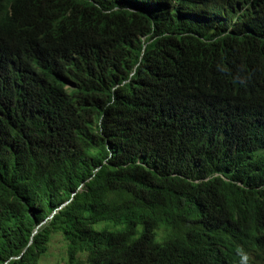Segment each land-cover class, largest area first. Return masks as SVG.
I'll list each match as a JSON object with an SVG mask.
<instances>
[{
	"label": "trees",
	"instance_id": "16d2710c",
	"mask_svg": "<svg viewBox=\"0 0 264 264\" xmlns=\"http://www.w3.org/2000/svg\"><path fill=\"white\" fill-rule=\"evenodd\" d=\"M55 235L264 264V0H0V264Z\"/></svg>",
	"mask_w": 264,
	"mask_h": 264
},
{
	"label": "rangeland",
	"instance_id": "374dc122",
	"mask_svg": "<svg viewBox=\"0 0 264 264\" xmlns=\"http://www.w3.org/2000/svg\"><path fill=\"white\" fill-rule=\"evenodd\" d=\"M65 256L66 244L61 236L55 235L52 239L47 258L45 259V257H43L39 264H64Z\"/></svg>",
	"mask_w": 264,
	"mask_h": 264
},
{
	"label": "water",
	"instance_id": "95a60500",
	"mask_svg": "<svg viewBox=\"0 0 264 264\" xmlns=\"http://www.w3.org/2000/svg\"><path fill=\"white\" fill-rule=\"evenodd\" d=\"M67 203H68V202H66L63 206H65ZM52 216H53V215H52ZM52 216H51V217H52Z\"/></svg>",
	"mask_w": 264,
	"mask_h": 264
}]
</instances>
